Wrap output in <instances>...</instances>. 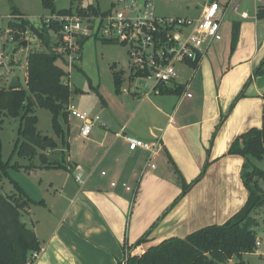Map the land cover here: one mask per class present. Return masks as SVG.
Returning a JSON list of instances; mask_svg holds the SVG:
<instances>
[{"label": "crops", "instance_id": "crops-1", "mask_svg": "<svg viewBox=\"0 0 264 264\" xmlns=\"http://www.w3.org/2000/svg\"><path fill=\"white\" fill-rule=\"evenodd\" d=\"M207 1L190 16L199 15ZM242 1L220 3L232 9ZM256 2V11L246 18L237 13L224 29L225 16L222 39L210 46L196 71L179 67L182 94H162L152 85L135 87L117 58L105 72L113 81L100 72L90 75V38L86 41L77 68L87 85L76 84L70 103L99 118L85 138L82 121L69 114L66 144L47 151L49 159L64 157L66 167L32 169L39 175L30 186L34 194L17 180L30 197L45 201L23 212L42 245L31 264H121L127 253L139 254L166 238L223 223L245 205V159L229 148L239 135L262 126L264 117V73L254 74L264 58V19L257 17L264 0ZM234 22L239 36L232 51ZM114 71L123 72L120 91ZM242 92L243 101L234 107ZM123 128L126 134L158 141L157 153L149 157L141 148L131 150L117 135ZM43 134L55 136L53 129ZM204 168L190 193L173 205L183 180L193 183Z\"/></svg>", "mask_w": 264, "mask_h": 264}, {"label": "trees", "instance_id": "trees-1", "mask_svg": "<svg viewBox=\"0 0 264 264\" xmlns=\"http://www.w3.org/2000/svg\"><path fill=\"white\" fill-rule=\"evenodd\" d=\"M78 1V4H74ZM81 0H71L70 7L58 9L55 0H42L44 8L50 10L52 15L79 14L98 15L102 9L98 5L83 6ZM12 18L8 21L13 39L22 42L26 32H31L41 40V47L31 48L27 55L26 87H9L8 84L0 86V123L5 118L19 119L17 139L11 157L8 160L3 156V144L0 141V264H29L33 261L34 253L42 248L36 232L29 227L21 216L26 208L32 204H44L45 201L35 200L29 196L19 182L11 176L9 169L32 170L35 168H65L62 161L49 159L47 151L66 144L65 123L70 112L68 106L70 98L76 89L72 90L69 84V71L57 63L65 57L52 49L59 45L56 37L52 38L48 29L58 31L56 21L46 23L41 28L34 26L28 18L18 9L12 11ZM257 17L264 19V5L257 6ZM239 36V23L234 22L232 28V51L235 49ZM91 36L81 35L77 38V61L81 60L84 44ZM105 43H115L102 40ZM19 43V44H20ZM49 49V50H48ZM76 62V61H75ZM77 66V63H74ZM193 66H196L194 64ZM264 58L261 65L254 72L255 75L264 73ZM79 68V67H78ZM112 68H115L112 65ZM114 82L117 91L123 83V72L114 71ZM162 94H182L185 85L181 83L161 84L157 87ZM242 92L238 98L242 97ZM237 98V99H238ZM38 108L48 109L52 114V129L56 136L41 132L38 127ZM60 141V142H59ZM230 154L242 155L245 159L242 167V178L249 192L245 205L223 224H210L201 227L186 237L172 236L152 245L139 254H130L127 264H226L234 257L242 258L245 253L256 250L257 228L260 221L252 216L257 208L264 207V190L260 180L264 181V168L256 163L264 159V117L261 127H252L239 135L229 148ZM29 159L28 165L18 162L12 163L14 155ZM39 158V165L33 163ZM193 183L182 182V193L174 201L175 205L203 176ZM8 178L13 184L11 193L2 191L1 183ZM172 205V206H173ZM146 240L141 238L139 244Z\"/></svg>", "mask_w": 264, "mask_h": 264}, {"label": "built area", "instance_id": "built-area-1", "mask_svg": "<svg viewBox=\"0 0 264 264\" xmlns=\"http://www.w3.org/2000/svg\"><path fill=\"white\" fill-rule=\"evenodd\" d=\"M232 9L238 13L239 6ZM227 11V5L221 4L219 0H208L197 16H166L156 13L154 0H115L108 10H102L98 15H50L46 18V23L56 21L61 26L56 36L59 45L55 51L62 54L70 66L75 57H79L77 38L81 35L122 43L128 47L127 81L138 87L142 81L147 80L153 82L155 90L161 84L178 83L180 66L197 70L210 46L222 39L221 23ZM239 15L246 18L249 13L241 11ZM8 33L13 38L10 28ZM36 37L29 34L28 39L34 41ZM123 90L130 91L127 87ZM188 96L191 97L192 94L188 93ZM68 111L82 121L81 136L88 137L99 117H91L71 103ZM117 135L124 138L131 150L141 148L150 152L149 157L157 153L158 141L126 134L124 128ZM147 165L155 168V164L150 161ZM77 179L81 180L80 173ZM262 244L257 238L256 249H260ZM37 254L35 252L34 257ZM129 257L130 254L127 253L121 264H127Z\"/></svg>", "mask_w": 264, "mask_h": 264}, {"label": "rangeland", "instance_id": "rangeland-1", "mask_svg": "<svg viewBox=\"0 0 264 264\" xmlns=\"http://www.w3.org/2000/svg\"><path fill=\"white\" fill-rule=\"evenodd\" d=\"M204 0H154L156 13L159 15L166 16H190L193 15V10L196 9V5H200ZM222 3H225L227 0H220ZM81 5L87 6L89 4L98 5L103 11L108 10L112 3L115 0H81ZM256 0H243L242 4L239 6L238 13L243 10L251 12V14L256 11ZM56 7L58 9L70 7L71 0H55ZM78 1L74 4L76 6ZM18 8L23 12L29 21L36 27L41 28L44 25V20L51 14L50 10L44 8L42 5V0H0V53H2L3 62L0 63V86L8 84L13 76L19 77V81L23 87H26V64H27V55L31 48L41 47L46 49L42 44L39 38H34V41L28 39L29 34H33L29 31L26 32V37L21 41H27V46H21L18 41H15L11 38L8 27V21L12 18L13 9ZM190 8V10H188ZM237 13L233 12L232 9H228L226 18L224 20V29L225 24L232 23V19L237 17ZM48 33L53 40H55L58 33L53 29H48ZM97 39V40H96ZM89 48H87L86 59H87V69L93 74H98V72L104 74L106 78L110 77L112 80V74L105 73L108 69L110 71L111 64L115 61L114 58H117L119 63L118 66H124L128 71L129 75V57H128V47L122 43H105L102 40L91 36L88 40ZM52 49H56V46H53ZM49 50V49H48ZM72 61V67L69 65L68 60L65 58L63 61L61 58L58 59L57 63L65 67L69 72L71 79L72 90L75 88L76 84L79 86L81 83L87 85L84 75L79 71L77 66H74V63L81 65L80 60ZM76 61V62H75ZM99 68V71H98ZM182 70L186 71V68ZM69 76L67 77L69 79ZM250 78V77H249ZM105 80V79H103ZM84 81V82H83ZM113 81V80H112ZM128 82V81H127ZM142 85H153V82L144 80L141 82ZM141 85V86H142ZM246 91V90H245ZM245 93V92H243ZM245 97V96H244ZM237 99L235 105L240 101H243V98ZM37 115L39 117L38 127L43 132L51 131L52 129V114L48 109L38 108ZM262 124V121H261ZM19 126L18 120L13 118H5L3 123H0V141L3 144V156L5 160H8L13 152L14 145L17 139V129ZM261 127V126H259ZM60 142V141H59ZM57 152V151H55ZM58 154V152H57ZM242 156V155H241ZM60 161L67 164L64 157H60ZM20 163L23 165H28L30 163L29 159L22 158L18 154L14 155L12 158V163ZM40 159L37 157L33 160V163H39ZM259 167L264 168V159L256 161ZM11 176L18 180L20 184L26 186V189L34 194L35 192L30 187L32 186L33 180L38 178V173L36 170L26 171L24 169H18L16 167H11L9 169ZM199 181L198 183H200ZM244 183V182H243ZM2 191L4 193H11L14 190L13 184L11 181L6 178L1 183ZM245 185V184H244ZM260 185L264 190V181L260 180ZM195 185H191V188L186 194H189L191 189ZM246 187V186H245ZM29 188V189H28ZM247 188V187H246ZM196 193V191H195ZM185 194V195H186ZM184 195V196H185ZM193 195V194H191ZM249 196V195H248ZM252 216L260 221V226L257 228V238L262 241V246L260 249H256L252 253L243 254L242 258L234 257L233 259L228 260L226 264H264V207L257 208L252 212ZM231 218V217H230ZM21 219L26 222L27 215L22 214ZM228 220V219H227ZM226 220V221H227ZM225 221V222H226ZM223 222V223H225ZM217 223V224H223ZM208 225V224H207ZM29 226V225H28ZM206 226V225H205ZM149 248V247H148Z\"/></svg>", "mask_w": 264, "mask_h": 264}, {"label": "water", "instance_id": "water-1", "mask_svg": "<svg viewBox=\"0 0 264 264\" xmlns=\"http://www.w3.org/2000/svg\"><path fill=\"white\" fill-rule=\"evenodd\" d=\"M60 30H61V26H58V31H60ZM20 45L26 47L27 46V41L26 40L25 41H22L20 43ZM20 85H21V83L18 80V77L17 76H13L12 79L10 80V82H9V87L13 88V87H18ZM47 137H48V135H45L44 136V138H47Z\"/></svg>", "mask_w": 264, "mask_h": 264}]
</instances>
